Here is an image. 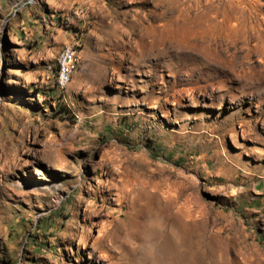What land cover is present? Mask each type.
Wrapping results in <instances>:
<instances>
[{
    "label": "rangeland",
    "instance_id": "rangeland-1",
    "mask_svg": "<svg viewBox=\"0 0 264 264\" xmlns=\"http://www.w3.org/2000/svg\"><path fill=\"white\" fill-rule=\"evenodd\" d=\"M174 259L264 264V0H0V264Z\"/></svg>",
    "mask_w": 264,
    "mask_h": 264
},
{
    "label": "bare ground",
    "instance_id": "bare-ground-1",
    "mask_svg": "<svg viewBox=\"0 0 264 264\" xmlns=\"http://www.w3.org/2000/svg\"><path fill=\"white\" fill-rule=\"evenodd\" d=\"M77 50L75 49L74 46H65L62 48V50L60 51L59 57H58V75H57V85H59L60 87H64L66 86L69 81L71 80V76H72V72L74 70L75 65L78 62L77 59ZM73 55V59H74V65H69V69H67V76H66V70L65 67L63 65V56H72ZM61 84V85H60ZM173 260V258H172ZM175 260V259H174ZM178 260V259H177ZM175 260L173 262V264H178V261Z\"/></svg>",
    "mask_w": 264,
    "mask_h": 264
},
{
    "label": "built area",
    "instance_id": "built-area-1",
    "mask_svg": "<svg viewBox=\"0 0 264 264\" xmlns=\"http://www.w3.org/2000/svg\"><path fill=\"white\" fill-rule=\"evenodd\" d=\"M62 63L65 67L66 76H67V69H69V65H74L73 55L72 56H63V62Z\"/></svg>",
    "mask_w": 264,
    "mask_h": 264
}]
</instances>
